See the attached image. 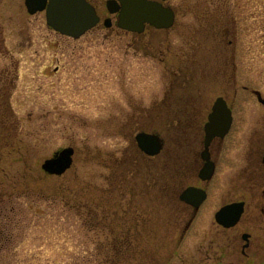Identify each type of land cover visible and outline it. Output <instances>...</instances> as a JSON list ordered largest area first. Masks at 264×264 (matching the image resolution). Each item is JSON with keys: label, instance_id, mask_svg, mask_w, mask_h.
<instances>
[{"label": "rangeland", "instance_id": "rangeland-1", "mask_svg": "<svg viewBox=\"0 0 264 264\" xmlns=\"http://www.w3.org/2000/svg\"><path fill=\"white\" fill-rule=\"evenodd\" d=\"M168 3L177 12L170 28L132 33L100 5L99 24L74 38L25 0H0V78L8 85L0 81L8 93L0 97V264L164 263L156 259L168 250L157 247L179 238L177 198L165 188L180 179L178 121L191 113L184 103L210 109L221 95L232 102L224 170L242 160L264 119L254 92L264 95V0ZM142 130L161 132L169 153L145 154ZM67 146L75 148L72 166L46 173L43 161ZM143 214L149 227L129 230ZM202 238L189 232L170 264H188Z\"/></svg>", "mask_w": 264, "mask_h": 264}, {"label": "flooded vegetation", "instance_id": "flooded-vegetation-1", "mask_svg": "<svg viewBox=\"0 0 264 264\" xmlns=\"http://www.w3.org/2000/svg\"><path fill=\"white\" fill-rule=\"evenodd\" d=\"M88 1L95 6L102 19L104 12L100 10V5H104L108 10V0L105 4L101 0ZM159 1L172 6L168 0ZM172 8L177 15L175 7ZM113 15L117 16V14ZM17 78V74L13 72L9 78L10 87L15 85ZM0 81L8 86L6 80L0 78ZM4 93L5 95H2L0 92V97L4 96L6 102L8 93ZM221 96L232 110V123L226 133L215 135L208 145H206V126L215 101L210 109L202 101L184 103L185 106L191 105V113L186 120L180 116V120L184 119V122L178 121L183 134L179 137L181 140L178 142L174 156L180 179L176 183L177 187L166 184L167 188H165L169 192L173 188V194L177 198L180 219L176 228L179 238L171 246L157 247L158 254L162 249L168 250L166 258L156 259L157 262L165 261L162 264L171 263L182 240L189 232L203 234V240L195 243L188 264H264V119L250 137L242 153V160L238 158V162H233L235 169L232 168V173L226 172L224 169L231 160L229 150L235 124L234 104L224 95ZM179 113L181 115L180 111ZM202 131L203 138L200 139ZM149 132L158 133L161 137L162 149L157 155L165 153V136L161 132ZM192 142L194 145L191 144ZM166 160H163L166 166L159 169L160 173H163L168 166L167 163H170L168 156ZM224 171L230 175L224 176ZM224 207L228 208L218 218L217 214ZM114 216L115 219L124 220L120 212H115ZM148 222L149 218L143 214L142 221H133L132 226L129 225L128 228L133 230L134 227H139V223L145 228ZM119 224L117 220L116 228L120 226ZM128 228L126 232L129 231Z\"/></svg>", "mask_w": 264, "mask_h": 264}, {"label": "water", "instance_id": "water-1", "mask_svg": "<svg viewBox=\"0 0 264 264\" xmlns=\"http://www.w3.org/2000/svg\"><path fill=\"white\" fill-rule=\"evenodd\" d=\"M25 3L30 13L45 10L48 25L62 34L75 38L83 35L100 21L95 6L88 0H25ZM107 7L111 13H118L119 27L133 32L144 31L147 23L157 28H168L175 20L173 8L159 0H108ZM104 23L109 27L112 25V19L107 17ZM255 92L259 101L264 104L262 93L259 90ZM231 122V109L223 97H218L206 126V145L215 135L226 133ZM136 139L146 154L155 155L162 149V140L158 133L139 131ZM74 153L73 146L63 147L46 158L42 168L47 173L61 175L72 166ZM227 208L219 211L218 218Z\"/></svg>", "mask_w": 264, "mask_h": 264}]
</instances>
